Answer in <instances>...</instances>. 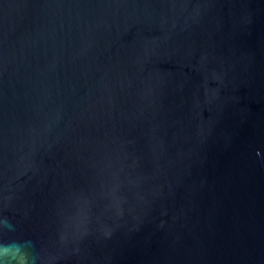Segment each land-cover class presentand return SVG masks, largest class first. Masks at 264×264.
I'll return each instance as SVG.
<instances>
[{
    "label": "water",
    "instance_id": "1",
    "mask_svg": "<svg viewBox=\"0 0 264 264\" xmlns=\"http://www.w3.org/2000/svg\"><path fill=\"white\" fill-rule=\"evenodd\" d=\"M0 216L39 264H264V0H0Z\"/></svg>",
    "mask_w": 264,
    "mask_h": 264
},
{
    "label": "clouds",
    "instance_id": "2",
    "mask_svg": "<svg viewBox=\"0 0 264 264\" xmlns=\"http://www.w3.org/2000/svg\"><path fill=\"white\" fill-rule=\"evenodd\" d=\"M14 229L10 218L0 216V232ZM34 248V242L30 239L0 241V264H39Z\"/></svg>",
    "mask_w": 264,
    "mask_h": 264
}]
</instances>
